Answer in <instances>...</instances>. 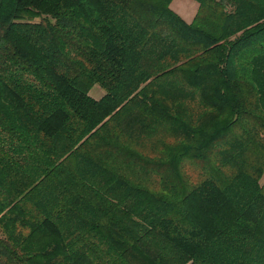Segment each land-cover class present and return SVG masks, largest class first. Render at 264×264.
<instances>
[{"label": "trees", "instance_id": "16d2710c", "mask_svg": "<svg viewBox=\"0 0 264 264\" xmlns=\"http://www.w3.org/2000/svg\"><path fill=\"white\" fill-rule=\"evenodd\" d=\"M195 1L0 0V264H264V0Z\"/></svg>", "mask_w": 264, "mask_h": 264}, {"label": "rangeland", "instance_id": "374dc122", "mask_svg": "<svg viewBox=\"0 0 264 264\" xmlns=\"http://www.w3.org/2000/svg\"><path fill=\"white\" fill-rule=\"evenodd\" d=\"M170 6L185 21L189 22L196 12L197 2L195 0H172ZM89 94L93 98L98 99L104 94V91L99 85L95 84L90 89Z\"/></svg>", "mask_w": 264, "mask_h": 264}]
</instances>
